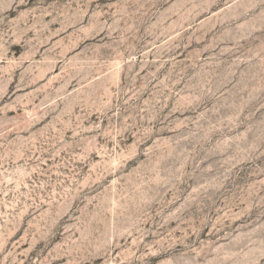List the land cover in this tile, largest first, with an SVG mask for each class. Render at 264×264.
Returning <instances> with one entry per match:
<instances>
[{
    "label": "rangeland",
    "instance_id": "rangeland-1",
    "mask_svg": "<svg viewBox=\"0 0 264 264\" xmlns=\"http://www.w3.org/2000/svg\"><path fill=\"white\" fill-rule=\"evenodd\" d=\"M0 264H264V0H0Z\"/></svg>",
    "mask_w": 264,
    "mask_h": 264
}]
</instances>
